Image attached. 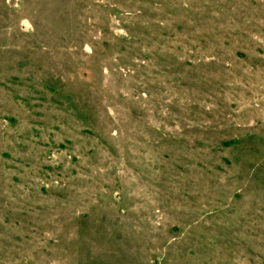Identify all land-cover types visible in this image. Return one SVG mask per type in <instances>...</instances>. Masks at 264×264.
Returning <instances> with one entry per match:
<instances>
[{"label": "rangeland", "instance_id": "rangeland-1", "mask_svg": "<svg viewBox=\"0 0 264 264\" xmlns=\"http://www.w3.org/2000/svg\"><path fill=\"white\" fill-rule=\"evenodd\" d=\"M0 264H264V0H0Z\"/></svg>", "mask_w": 264, "mask_h": 264}]
</instances>
